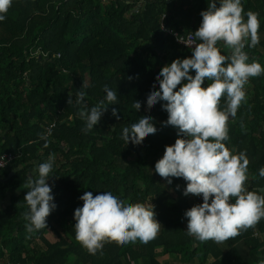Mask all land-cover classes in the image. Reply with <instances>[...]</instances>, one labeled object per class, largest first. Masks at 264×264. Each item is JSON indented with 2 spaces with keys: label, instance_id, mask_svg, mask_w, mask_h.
<instances>
[{
  "label": "trees",
  "instance_id": "trees-1",
  "mask_svg": "<svg viewBox=\"0 0 264 264\" xmlns=\"http://www.w3.org/2000/svg\"><path fill=\"white\" fill-rule=\"evenodd\" d=\"M211 2L13 0L0 22V157H15L0 172V262L264 264V218L221 242L226 248L214 240L199 241L187 234L184 214L203 203L202 196L191 202L189 198L198 197L184 195L187 182L183 178H171L169 184L155 172L166 146L178 136L172 126L163 124L168 119L162 108L165 102L149 108L147 95L159 89L157 73L164 66L192 56V49L180 47L162 30V18L166 16L168 29L185 36L195 34L202 22L200 14ZM242 5L245 13H257L260 22V42L244 49L248 63L264 66V0H242ZM217 47L222 55L232 54L223 41ZM248 82L255 87L256 110L252 103L242 101L235 119L228 122L229 139L224 143L233 154L247 155L246 188L264 195V177L259 175L264 168V74ZM208 83L205 80L202 86ZM106 85L115 92L117 104L106 100ZM78 92L85 93L84 105L76 103ZM137 101L141 102L138 111L134 108ZM101 104L107 109L100 123L86 132L80 111ZM219 107H227L226 97H221ZM114 108L119 119L113 116ZM143 115L153 117L158 131L139 144H127L123 128H130ZM56 119V128L46 138L45 129ZM50 155L55 160L48 183L57 208L47 217V227L28 232L25 213L29 206L24 197L30 190L29 178ZM37 176L38 171L33 179ZM103 191L133 204L152 203L162 225L156 238L148 243L109 241L90 254L76 239L74 213L83 206L80 197L85 192L95 196ZM11 193V204L2 208ZM47 231L57 236L56 243L46 239ZM256 233L263 237H255Z\"/></svg>",
  "mask_w": 264,
  "mask_h": 264
},
{
  "label": "clouds",
  "instance_id": "clouds-1",
  "mask_svg": "<svg viewBox=\"0 0 264 264\" xmlns=\"http://www.w3.org/2000/svg\"><path fill=\"white\" fill-rule=\"evenodd\" d=\"M218 2L219 7L217 0H212L200 14L202 22L195 31L200 43L183 42L192 48V56L164 66L157 73L161 77L157 81L159 89L153 88L146 102L149 108L165 102L162 108L168 113V119L163 124L172 126L178 136L174 144L166 146L163 157L155 164V172L169 184L171 178H183L187 182L184 195L203 199V203L184 214L188 221L187 234L199 241L220 243L264 218V195L246 188L247 155L233 154L224 143L229 139L230 117L236 116L242 101L246 100L245 84L251 77L264 74V66L256 61L248 63L249 56L244 51L246 45L255 47L260 42L258 14L245 13L242 0ZM12 3L13 0H0V22L6 19ZM219 41L232 50L230 56L220 53ZM193 71L195 75L191 74ZM205 80L211 81L207 87L202 86ZM105 92L109 104H117L115 92L107 85ZM221 97L227 100L224 110L219 107ZM84 99V92L76 94L77 104L84 105ZM102 104L90 110L84 106L80 111L86 132L100 123L107 109ZM134 108L140 110L141 102L137 101ZM113 116L119 119L115 108ZM157 131L153 117L143 115L130 128H123L122 139L127 144H139ZM54 160V155H50L47 162L38 166V176L29 178L30 190L24 197L29 206L25 213L28 232L47 227V217L57 208L48 183ZM259 175L264 177V168ZM80 199L83 206L74 213L76 239L92 255L109 241L148 243L156 238L162 226L152 203L125 202L110 191L95 196L85 192Z\"/></svg>",
  "mask_w": 264,
  "mask_h": 264
},
{
  "label": "built area",
  "instance_id": "built-area-1",
  "mask_svg": "<svg viewBox=\"0 0 264 264\" xmlns=\"http://www.w3.org/2000/svg\"><path fill=\"white\" fill-rule=\"evenodd\" d=\"M165 19H166V16H163L162 18V30L167 34V35H170V36H173L176 40V43L182 47V48H188V49H192L191 47H188L185 43L183 42H188L189 40L193 43H197L198 44V41H197V38L195 37V34L194 33H189L188 35H182L174 30H171V29H168L166 26H165ZM35 55H39V53H36ZM45 55V54H44ZM43 55V56H44ZM57 119L56 121L53 122L52 126L49 127V128H46L45 131H46V134H45V137L48 138L53 129L56 128L57 126ZM15 159V157H13L12 155H4L2 157H0V172H2L3 169L6 168V166L12 162L13 160ZM260 234H255V237H259ZM0 264H20V263H11L10 261H4V262H1Z\"/></svg>",
  "mask_w": 264,
  "mask_h": 264
},
{
  "label": "crops",
  "instance_id": "crops-1",
  "mask_svg": "<svg viewBox=\"0 0 264 264\" xmlns=\"http://www.w3.org/2000/svg\"><path fill=\"white\" fill-rule=\"evenodd\" d=\"M180 19L181 18H178V22H180ZM221 47H219V49H220ZM37 171H38V169H35V171H34V175H36V173H37ZM34 175H33V177H34ZM32 177V178H33ZM14 193H16V194H18V192H14ZM13 194L11 193V194H9V196H8V198L3 202V206H2V208H6L7 206H9L10 204H11V196H12ZM59 232H60V230H59ZM257 234V233H256ZM45 237H46V239L49 241V242H51V243H56V241H57V236L55 235V234H53V232H51V231H47L46 232V234H45ZM263 236L262 235H260L259 237H257V238H262ZM3 242H2V239H0V250L3 248V244H2ZM37 245H38V247H43L44 248V246L42 245V243L41 242H37ZM5 260H7V259H5ZM1 263V262H0Z\"/></svg>",
  "mask_w": 264,
  "mask_h": 264
},
{
  "label": "flooded vegetation",
  "instance_id": "flooded-vegetation-1",
  "mask_svg": "<svg viewBox=\"0 0 264 264\" xmlns=\"http://www.w3.org/2000/svg\"><path fill=\"white\" fill-rule=\"evenodd\" d=\"M245 92H246V104L250 105L251 103V106L256 110V105L253 103V99H254V96H255V87L250 83H246L245 85ZM263 94H264V91H263ZM235 119V117H233V119H231L232 121ZM254 118L251 117V120H253ZM263 130H264V126H263ZM258 131L260 132L261 130L258 129ZM246 133H253V130H246Z\"/></svg>",
  "mask_w": 264,
  "mask_h": 264
},
{
  "label": "rangeland",
  "instance_id": "rangeland-1",
  "mask_svg": "<svg viewBox=\"0 0 264 264\" xmlns=\"http://www.w3.org/2000/svg\"><path fill=\"white\" fill-rule=\"evenodd\" d=\"M35 56H39V55H35ZM40 57V56H39ZM199 198L200 197H198V198H196V197H194V198H189L190 200H191V202H198L199 201ZM223 248H226V246L223 244V243H219ZM160 260V262H164L163 260H164V258H160L159 259Z\"/></svg>",
  "mask_w": 264,
  "mask_h": 264
},
{
  "label": "water",
  "instance_id": "water-1",
  "mask_svg": "<svg viewBox=\"0 0 264 264\" xmlns=\"http://www.w3.org/2000/svg\"><path fill=\"white\" fill-rule=\"evenodd\" d=\"M231 119H233V117H230L229 121H230ZM14 175H15V174L12 173L10 177H12V176H14ZM250 187H251V186H250ZM0 239H1V238H0Z\"/></svg>",
  "mask_w": 264,
  "mask_h": 264
}]
</instances>
